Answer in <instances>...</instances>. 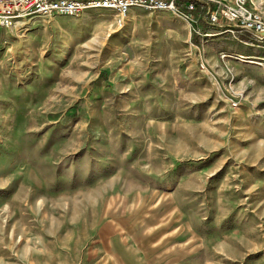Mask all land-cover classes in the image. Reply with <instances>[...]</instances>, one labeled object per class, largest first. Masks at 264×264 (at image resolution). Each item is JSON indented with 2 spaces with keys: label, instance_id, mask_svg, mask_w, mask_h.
I'll return each mask as SVG.
<instances>
[{
  "label": "rangeland",
  "instance_id": "1",
  "mask_svg": "<svg viewBox=\"0 0 264 264\" xmlns=\"http://www.w3.org/2000/svg\"><path fill=\"white\" fill-rule=\"evenodd\" d=\"M130 12L0 28V264H264V40Z\"/></svg>",
  "mask_w": 264,
  "mask_h": 264
},
{
  "label": "built area",
  "instance_id": "2",
  "mask_svg": "<svg viewBox=\"0 0 264 264\" xmlns=\"http://www.w3.org/2000/svg\"><path fill=\"white\" fill-rule=\"evenodd\" d=\"M133 8L166 12L189 24L201 21L221 27L219 33L247 32L257 42L264 40V15L252 0H0V28L27 24L34 18L79 17L91 10H107L122 25Z\"/></svg>",
  "mask_w": 264,
  "mask_h": 264
},
{
  "label": "bare ground",
  "instance_id": "3",
  "mask_svg": "<svg viewBox=\"0 0 264 264\" xmlns=\"http://www.w3.org/2000/svg\"><path fill=\"white\" fill-rule=\"evenodd\" d=\"M131 10H132V9H131ZM131 10H130V11H131ZM129 13H130V14H129ZM129 13H128V14H129V18H132V17L134 16V15H133L134 12H129ZM128 14H127V15H128Z\"/></svg>",
  "mask_w": 264,
  "mask_h": 264
},
{
  "label": "trees",
  "instance_id": "4",
  "mask_svg": "<svg viewBox=\"0 0 264 264\" xmlns=\"http://www.w3.org/2000/svg\"><path fill=\"white\" fill-rule=\"evenodd\" d=\"M240 38L243 39L242 37H240ZM246 40H248V39H246ZM250 40H251L250 42L252 43V39H250Z\"/></svg>",
  "mask_w": 264,
  "mask_h": 264
},
{
  "label": "crops",
  "instance_id": "5",
  "mask_svg": "<svg viewBox=\"0 0 264 264\" xmlns=\"http://www.w3.org/2000/svg\"><path fill=\"white\" fill-rule=\"evenodd\" d=\"M245 54H249L248 52H244Z\"/></svg>",
  "mask_w": 264,
  "mask_h": 264
}]
</instances>
